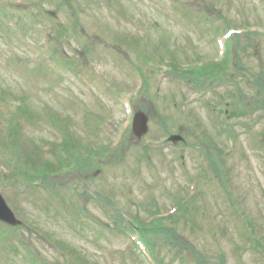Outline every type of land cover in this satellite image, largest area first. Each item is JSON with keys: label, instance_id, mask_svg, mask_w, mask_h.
<instances>
[{"label": "rangeland", "instance_id": "obj_1", "mask_svg": "<svg viewBox=\"0 0 264 264\" xmlns=\"http://www.w3.org/2000/svg\"><path fill=\"white\" fill-rule=\"evenodd\" d=\"M5 2L0 0V17L25 19L20 9ZM19 2L26 19H37L31 21L32 30L22 25L27 29L23 38L14 36L9 42L0 38V120L7 124L2 130L0 123V141L7 137L10 125V139L21 160L28 163H56L64 158L66 153H61L68 146L54 149L56 154L43 150L60 145L55 131L68 134L69 143L82 153L99 142L105 148L119 144L125 150L122 159L111 156L98 165L85 166L80 173L53 178L58 184L53 187L59 188L60 194L54 192L57 198L41 191L21 197L9 188L12 178L0 175V192L23 222L15 233L0 227V241L5 243L0 245V264L29 259L40 264L27 253L28 243L52 264H82L77 253L88 264H157L145 262L131 235H123L118 228L114 233L113 220L122 216L131 225L136 219L149 221L150 213L168 214L176 196L184 197L187 176L198 178L202 173L200 150L217 162L227 193L216 177L200 182L202 212L184 218L178 215L166 230L150 236L159 262L182 264L181 256L188 264H264V0ZM73 21L77 23L75 38L63 31ZM15 23L10 17L1 19L0 32L9 31ZM248 28L256 35L234 39L230 56L219 63V70L207 68L192 77L199 90H208L206 94L144 67L148 61L168 58L180 67L220 62L227 51L226 32ZM49 48L62 61L56 74L42 67L43 60L36 61ZM63 67L75 74L68 76ZM133 67L144 68L149 81L133 104L135 112L143 115L140 120L147 118L148 130L141 137L130 135V129L125 132L132 119L114 96L120 90L139 88L141 77L130 72ZM213 72L219 83L236 81L241 94L231 85L206 87ZM78 80L87 86L86 92ZM217 93L223 96V105H217ZM16 99L23 100L26 108L31 106L26 120L13 117L17 106L3 104ZM214 102L221 121L226 111L230 113L227 121L232 131H221V122L207 106L213 108ZM166 135H175L183 145L163 146ZM230 140L236 151L224 158L221 153L231 149ZM146 154L149 161L143 157ZM84 189L93 193L90 199ZM78 212L88 219L77 221ZM119 225L125 228L122 221ZM9 235L20 239L18 245L7 242ZM245 235L260 241L261 248L252 251ZM62 252L65 258L59 256ZM11 254L20 262L11 260Z\"/></svg>", "mask_w": 264, "mask_h": 264}, {"label": "trees", "instance_id": "obj_2", "mask_svg": "<svg viewBox=\"0 0 264 264\" xmlns=\"http://www.w3.org/2000/svg\"><path fill=\"white\" fill-rule=\"evenodd\" d=\"M217 68L213 69L212 71H216ZM175 73L180 76L183 77L184 79H189L192 80V77H197V72L204 70L203 68H196L194 70L191 69H187L186 72L182 73L176 66H175ZM214 73H211V76ZM69 139H66V144H69V148L63 150V153H66L62 156H64V158H60L61 160L59 162H50L49 160L44 163L42 166L41 165H33V168L30 170V174H26V173H21L19 174L23 179L26 178V182H35L37 180H40L43 182V186H48L51 184V182H49L48 180H50V178H52V175L54 174H58L61 172H65L70 168L79 170V172H82L83 169L85 168V166H91V165H96V163L94 162V157H108L106 155H108V151L104 150L103 152H98L97 154H93L92 156L89 157H85L83 156V154L79 153L77 151V149H75L74 145H71V143H69L68 141ZM72 150V152H71ZM53 154H56V152H53ZM91 155V154H90ZM210 168L213 170L211 171L212 173H214V175L218 178L219 183H221L222 187H224L223 183L221 182V173L219 171H217L218 165L217 162H215L213 159L210 160ZM217 171V172H216ZM225 189V187H224ZM226 191V189H225ZM84 197V196H83ZM190 212V207L189 206H185L182 208L181 210V215H183L184 217L187 216ZM163 227V224H159V225H155V228H152V230L148 231V234H155L157 229ZM167 229V228H166ZM147 230V229H146ZM156 230V231H155Z\"/></svg>", "mask_w": 264, "mask_h": 264}, {"label": "water", "instance_id": "obj_3", "mask_svg": "<svg viewBox=\"0 0 264 264\" xmlns=\"http://www.w3.org/2000/svg\"><path fill=\"white\" fill-rule=\"evenodd\" d=\"M143 116L138 115L134 127V131L138 136H141L144 134V132H147V126L145 125L147 122V118L142 119ZM0 220L3 222H7L11 225H18V221L15 219L13 213L11 210L7 207L6 203H4V200L0 196Z\"/></svg>", "mask_w": 264, "mask_h": 264}]
</instances>
